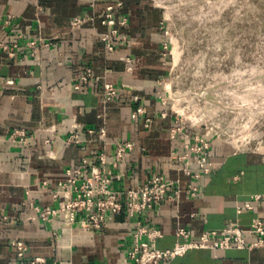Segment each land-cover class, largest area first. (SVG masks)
<instances>
[{"label":"crops","instance_id":"crops-1","mask_svg":"<svg viewBox=\"0 0 264 264\" xmlns=\"http://www.w3.org/2000/svg\"><path fill=\"white\" fill-rule=\"evenodd\" d=\"M118 3L115 19L125 18L126 24L116 27L115 40L125 36L129 43L108 54L97 34L111 28L102 26L99 16L106 6ZM89 15L97 17L94 25L70 28L73 18ZM166 40L161 10L151 0H0V264H30L35 258L45 264L126 263L132 221L124 212L109 216L100 229L89 232H82L78 224L70 230L65 216L49 223L27 220L29 199L40 208L59 206L61 200L50 196L54 181L84 159L94 166L103 151L112 159L116 141L132 142L134 150L121 164L115 189L129 188L135 180L143 182L155 174L180 180L177 202H161L140 215L145 226L162 234L156 248H172L178 242V228L188 230L196 242L207 231L246 229L255 218L264 221V147L259 152L238 150L213 138L210 173L194 180L168 172L170 154L179 151V144L169 139L172 111L158 98L168 74ZM33 41L36 45H27ZM46 42L51 44L44 46ZM84 68L92 69L98 81L76 91V78ZM104 82L118 90L106 105L100 99ZM137 107H143L144 114L132 120L130 113ZM145 117L151 120L148 129ZM102 126L104 140L98 132ZM195 130L186 128L189 134ZM15 131L27 135L25 146L12 141ZM71 134L78 135V145L66 143ZM44 180L50 184L43 185ZM191 182L199 188L194 198L183 192ZM245 204L252 209L238 214L237 208ZM13 239L28 246L24 259L10 247ZM256 241L246 236L248 244ZM163 264H264V245L250 250H190Z\"/></svg>","mask_w":264,"mask_h":264},{"label":"built area","instance_id":"built-area-1","mask_svg":"<svg viewBox=\"0 0 264 264\" xmlns=\"http://www.w3.org/2000/svg\"><path fill=\"white\" fill-rule=\"evenodd\" d=\"M116 6H121V3L106 6L99 16L100 24L111 28L107 33L97 34L108 54H112L116 48L124 47L129 43L125 36L115 40L118 34L116 27H122L126 24L125 18L118 21L115 19ZM96 18L95 15L76 17L70 21L69 25L72 30L79 29L86 24L94 25ZM50 44V42H46L43 45L49 46ZM27 45L33 47L36 42H29ZM13 47L17 48V44H14ZM3 49L9 50L7 46H3ZM97 81L98 78L92 69L84 68L76 78L74 90L83 92L86 84ZM12 83V81L7 82V84ZM165 91L166 88L164 87L158 95L162 106L169 105ZM117 95L118 90L113 84L109 82L102 84L100 99L103 105L111 103ZM143 114V107H137L131 111L130 118L137 120ZM161 116L166 118L167 113L163 112ZM179 117V113L175 112L173 123L169 129V139L179 144V151L173 150L171 152L167 165L168 172L182 173L198 180L202 174L211 172L210 142L213 138L220 137L208 130L201 132L202 130L194 126L196 132L189 134L186 132V128L192 125ZM143 122L145 128L148 129L151 123L150 118L145 117ZM98 132L104 140L106 133L104 126L100 127ZM88 133L92 134L93 131L89 130ZM15 140L18 144L25 146L29 138L23 131H15L12 134V141ZM46 143L52 142L47 140ZM66 143L78 145V135L71 134L66 139ZM133 150L134 144L132 142L116 141L112 145V159H109V156L103 151L97 154L94 166L89 160L84 159L80 166L65 169L63 178L54 181V190L50 192L53 200H61L60 205L40 208L29 199L28 207L31 213L27 220L34 222L39 219L41 222L49 223L52 218L65 216L70 230L75 224H78L82 232H89L100 229L109 216H117L124 212L132 221V233L125 264H163L196 249L250 250L264 245V221L255 218L246 229L235 226L225 227L219 232L207 231L196 242L191 240V234L188 230L178 228L175 232L178 242L172 248L165 250L156 248L155 241L162 237V234L159 230L145 226L140 215L153 211L161 202H177L182 192L179 188L180 180L172 178L169 174H155L143 182L135 180L129 188L115 189L113 185L119 180L121 164ZM49 184L50 182L47 180L43 181V185L48 186ZM183 192L190 198H194L199 193V188L191 182ZM26 195L30 198L29 190H27ZM253 199L259 200L260 196H254ZM251 209L250 204H245L243 208H237V213ZM246 236L256 237L257 241L248 244ZM10 247L18 259H24L29 250L25 242L20 239L11 240ZM30 264H45V261L41 258H35L30 261Z\"/></svg>","mask_w":264,"mask_h":264},{"label":"rangeland","instance_id":"rangeland-1","mask_svg":"<svg viewBox=\"0 0 264 264\" xmlns=\"http://www.w3.org/2000/svg\"><path fill=\"white\" fill-rule=\"evenodd\" d=\"M161 10L180 119L238 150L264 147V0H151Z\"/></svg>","mask_w":264,"mask_h":264}]
</instances>
